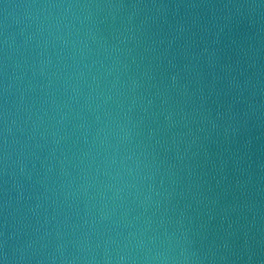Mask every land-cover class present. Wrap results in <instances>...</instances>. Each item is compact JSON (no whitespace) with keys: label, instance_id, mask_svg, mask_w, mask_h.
I'll list each match as a JSON object with an SVG mask.
<instances>
[{"label":"water","instance_id":"obj_1","mask_svg":"<svg viewBox=\"0 0 264 264\" xmlns=\"http://www.w3.org/2000/svg\"><path fill=\"white\" fill-rule=\"evenodd\" d=\"M0 264H264V0H0Z\"/></svg>","mask_w":264,"mask_h":264}]
</instances>
